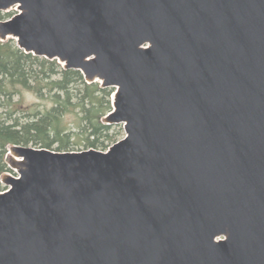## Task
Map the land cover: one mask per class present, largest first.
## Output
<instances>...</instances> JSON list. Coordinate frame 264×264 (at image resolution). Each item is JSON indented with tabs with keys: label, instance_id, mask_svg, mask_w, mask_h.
<instances>
[{
	"label": "water",
	"instance_id": "water-1",
	"mask_svg": "<svg viewBox=\"0 0 264 264\" xmlns=\"http://www.w3.org/2000/svg\"><path fill=\"white\" fill-rule=\"evenodd\" d=\"M0 41L115 88L107 151L12 144L0 264H264V0H0Z\"/></svg>",
	"mask_w": 264,
	"mask_h": 264
},
{
	"label": "trees",
	"instance_id": "trees-1",
	"mask_svg": "<svg viewBox=\"0 0 264 264\" xmlns=\"http://www.w3.org/2000/svg\"><path fill=\"white\" fill-rule=\"evenodd\" d=\"M8 18L12 13L0 14ZM20 87L34 91L40 99L51 100L53 105L44 110L24 109L19 100ZM115 88L102 87L100 82L88 83L79 69H65L57 60L33 53H26L13 38L0 41V191L4 190L1 175L11 171L8 166V147L12 144L34 145L68 150L73 135L82 134L81 141L89 147L106 148L114 140L111 125L103 122L112 110V94ZM0 100V101H1ZM26 111L23 116L17 114ZM74 112L76 127L80 132L69 131L66 115Z\"/></svg>",
	"mask_w": 264,
	"mask_h": 264
},
{
	"label": "rangeland",
	"instance_id": "rangeland-1",
	"mask_svg": "<svg viewBox=\"0 0 264 264\" xmlns=\"http://www.w3.org/2000/svg\"><path fill=\"white\" fill-rule=\"evenodd\" d=\"M2 14H5V12H3ZM0 19H7V18H1V15H0ZM20 90H21V93L16 94L14 96V100H19L22 103V107H24V109H29L30 108L31 109L30 111H32V112H34L35 110H44L45 111L46 109L50 108L53 105V102L51 100L40 99L38 97V95L34 91H32L30 89H27V88H24V87H20ZM114 93H115V90H114V92H113V94L111 96L112 105H113ZM0 102H3V101L1 100ZM113 108L114 107H112V110H113ZM5 110H6L5 106H3V105L0 106V113L5 112ZM24 113H27V112L26 111L24 112L22 110L17 112V114L22 115V116H23ZM76 119H77V116H76V114L74 112H69L66 115V124H68L69 131H71L72 133L73 132H76V133L80 132V130L76 127ZM109 133H110V135H114V140L110 141V142L108 141L106 143L108 148L111 145H113L115 142H117V141H119V140H121L122 138L125 137L126 130H125L124 124L123 123L112 124L111 125V129L109 130ZM82 138H83L82 134L73 135L72 142H75V143L71 144V146L68 148V150H63V151H72V150L73 151H80V150H85V149H89V148H95V147H91V146L88 147L86 145L85 141H81ZM30 145L34 146L32 144H30ZM58 146H59V143H55L53 145V148H51V149L55 150ZM108 148L105 149V147L101 144V147L100 148H96V149L107 150ZM7 159H8V157H7ZM5 172H11L13 174L15 173L12 170L11 171H5ZM2 185H3V189H5L6 188L5 185L3 183H2Z\"/></svg>",
	"mask_w": 264,
	"mask_h": 264
}]
</instances>
